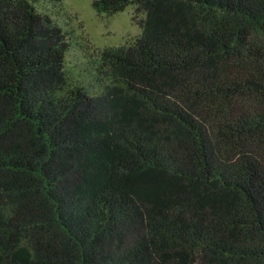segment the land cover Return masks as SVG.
Here are the masks:
<instances>
[{
	"label": "trees",
	"instance_id": "obj_1",
	"mask_svg": "<svg viewBox=\"0 0 264 264\" xmlns=\"http://www.w3.org/2000/svg\"><path fill=\"white\" fill-rule=\"evenodd\" d=\"M130 5L69 69L61 0H0V264H264V0Z\"/></svg>",
	"mask_w": 264,
	"mask_h": 264
},
{
	"label": "rangeland",
	"instance_id": "obj_2",
	"mask_svg": "<svg viewBox=\"0 0 264 264\" xmlns=\"http://www.w3.org/2000/svg\"><path fill=\"white\" fill-rule=\"evenodd\" d=\"M93 0H61L62 19L72 32L74 47L66 60L67 68L83 64L106 48H118L141 35L145 15L135 5L113 16L97 14Z\"/></svg>",
	"mask_w": 264,
	"mask_h": 264
}]
</instances>
